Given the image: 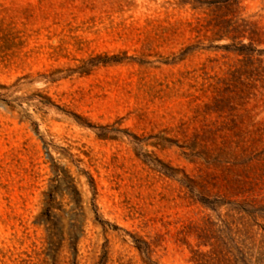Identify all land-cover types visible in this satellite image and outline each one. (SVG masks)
<instances>
[{"label":"rangeland","instance_id":"374dc122","mask_svg":"<svg viewBox=\"0 0 264 264\" xmlns=\"http://www.w3.org/2000/svg\"><path fill=\"white\" fill-rule=\"evenodd\" d=\"M0 264H264V0H0Z\"/></svg>","mask_w":264,"mask_h":264}]
</instances>
